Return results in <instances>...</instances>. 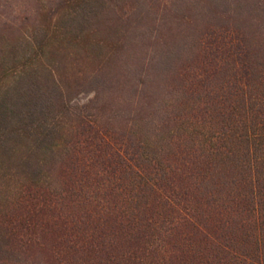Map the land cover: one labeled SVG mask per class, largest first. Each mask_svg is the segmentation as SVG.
<instances>
[{
    "label": "trees",
    "instance_id": "obj_1",
    "mask_svg": "<svg viewBox=\"0 0 264 264\" xmlns=\"http://www.w3.org/2000/svg\"><path fill=\"white\" fill-rule=\"evenodd\" d=\"M200 2L193 32L156 54L165 92L144 86L155 55H129L119 103L138 120L122 130L101 121L99 93L72 107L64 66L29 64L0 91V170L26 183L3 198L0 264L35 249L54 264H264V0ZM108 6L59 0L64 37L43 24L30 44L82 39L104 64L122 47L94 37Z\"/></svg>",
    "mask_w": 264,
    "mask_h": 264
},
{
    "label": "rangeland",
    "instance_id": "obj_2",
    "mask_svg": "<svg viewBox=\"0 0 264 264\" xmlns=\"http://www.w3.org/2000/svg\"><path fill=\"white\" fill-rule=\"evenodd\" d=\"M58 1L0 0V91L7 87L11 78H16L29 64L38 66L43 63L53 71L60 65L64 66L65 79L69 77L72 83V91L69 94L72 107L84 110V105L99 93L102 101L98 110L104 124L122 130L124 126L122 121L128 116V120L133 124L134 121L130 117L138 120V116L133 113L137 111L136 106L119 103L121 96L133 94L131 89L125 87L128 81L126 66L130 64L129 55L141 56L145 63L148 62L150 53L155 55V58L153 57L155 66L144 86L151 87L156 84L159 89L156 94L165 92L172 80L169 75L161 74L160 66L156 63L157 55L167 48L179 46L184 35L193 32L195 24L192 22L193 20L197 22L200 15L201 0H104L110 10L101 16L97 24L99 31L94 37L102 39L106 37L107 50L115 45L122 46L117 49V53L114 52L110 60L106 58L105 65L98 61L89 62L87 55L90 51L82 39L76 40V43L66 41L65 44H61L64 49L58 54L50 52L58 45L53 38H51L53 41L47 44L44 53L38 50L36 45L30 44L29 38L33 30L36 26L41 28L43 24L48 25L45 31L49 35L56 33L57 37L61 39L64 37L62 34L64 30L61 31L59 25L56 26L52 17ZM119 41L122 43L117 44ZM181 57L178 65L187 64L184 61L187 53H183ZM122 104L123 107H120ZM116 111L118 114L114 116ZM21 180L19 175L8 178L0 170V209L3 207L5 195L26 189V183ZM54 219V214L49 212L38 221L45 224ZM33 235L43 236L42 242L51 241L46 231L35 230ZM32 254L34 255L30 264H54L48 251L36 252L35 249Z\"/></svg>",
    "mask_w": 264,
    "mask_h": 264
}]
</instances>
